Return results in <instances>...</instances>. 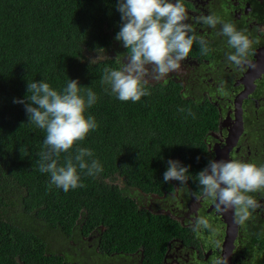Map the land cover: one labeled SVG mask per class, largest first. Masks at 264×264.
Here are the masks:
<instances>
[{"label": "trees", "instance_id": "1", "mask_svg": "<svg viewBox=\"0 0 264 264\" xmlns=\"http://www.w3.org/2000/svg\"><path fill=\"white\" fill-rule=\"evenodd\" d=\"M117 4L0 0V264H91L75 255L94 261L92 243L83 239L95 233L102 253L141 244L149 254L145 264H154L157 225L164 228L168 220L139 209L131 191L169 190L172 181L163 182L169 159L190 166L189 176L204 168L205 137L216 124L205 107L181 99L171 85H146L150 95L132 102L101 84L104 69L121 63L94 55L118 46L127 52L115 39L122 24ZM70 79L78 80L81 95L88 88L96 93L85 116L98 127L58 163L74 158L77 147L88 148L93 156L87 159L98 160L103 171L94 177L81 172L84 186L65 192L39 171L45 130L29 123L24 104L14 101L27 96L28 82L44 80L62 91Z\"/></svg>", "mask_w": 264, "mask_h": 264}, {"label": "flooded vegetation", "instance_id": "2", "mask_svg": "<svg viewBox=\"0 0 264 264\" xmlns=\"http://www.w3.org/2000/svg\"><path fill=\"white\" fill-rule=\"evenodd\" d=\"M181 2L189 13L188 23L197 36L208 41L209 50L201 53L194 42L179 71L147 85H171L181 99L205 107L207 116L216 117V124L204 141V167L210 159L264 164V0ZM209 14L233 23L250 37L253 46L248 59L252 66H235L227 60V54L234 49L221 34V24L212 28L195 22L197 17ZM117 48L121 53L114 52V57L122 66L127 52ZM190 174L186 184L172 181L170 189L161 194L131 191L139 209L168 220L164 228L161 223L157 225L160 238L154 246V264H212L218 255H226L228 264H264V191L251 193L259 207L244 225L237 227L234 210L219 212L214 201L203 195L197 174ZM201 216L209 219L215 234L209 230L193 231ZM98 236L99 233L92 234L88 240L95 238L97 243ZM89 247L96 264H145L149 256L141 244L132 251L110 253H102L93 243Z\"/></svg>", "mask_w": 264, "mask_h": 264}, {"label": "clouds", "instance_id": "3", "mask_svg": "<svg viewBox=\"0 0 264 264\" xmlns=\"http://www.w3.org/2000/svg\"><path fill=\"white\" fill-rule=\"evenodd\" d=\"M117 8L122 24L115 39L127 49V59L120 68L106 67L101 84L107 86L106 92L110 89V94L121 101L137 102L150 95L146 87L149 81H158L179 71L181 61L189 56L194 42L201 53L209 50L208 41L197 36L192 24L188 23L189 13L181 0H118ZM195 22L212 28L221 24V34L234 49L227 54V60L235 66H252L248 58L253 41L243 30H238L233 23L223 22L215 14L197 17ZM81 87L74 79H70L62 91L53 89L44 80L28 82L27 96L14 101L24 104L29 123L45 130L46 150L39 154V171L49 173L51 183L65 192L84 186L81 172L94 177L103 171L98 160L87 159L93 156L88 148L77 147L74 158L69 155L63 165L58 163L62 152H69L74 144L83 141L98 127L93 116H85L86 109L95 104L98 97L91 88L81 95ZM187 114L194 116L191 109ZM188 167L169 159L163 182L186 184ZM197 178L203 195L214 201L219 212L234 210L237 227L244 225L259 207L251 193L264 191V164L210 159ZM201 230L216 232L209 219L203 216L196 219L193 228L194 232ZM215 246L219 247V242ZM212 264H228V257L214 256Z\"/></svg>", "mask_w": 264, "mask_h": 264}, {"label": "rangeland", "instance_id": "4", "mask_svg": "<svg viewBox=\"0 0 264 264\" xmlns=\"http://www.w3.org/2000/svg\"><path fill=\"white\" fill-rule=\"evenodd\" d=\"M114 56V50H109L108 52H106V53H100V54H95L94 55V57L96 58V59H101V58H105V57H113ZM84 240H86L87 242H88V238H84L83 239V241ZM86 241H84V242H86ZM60 243V242H59ZM71 244H74V242L73 241H71L70 242ZM90 243H93L94 245L96 244V240H95V238L94 239H92L91 241H90ZM68 250L71 252V253H74V251L72 250V248H68ZM66 251V253H68L67 252V250H65ZM75 257H77L78 258V260H82V261H89L91 264H96L94 261H91V260H89L88 259V256L84 253H78V254H76L75 255ZM95 258L97 259V256H95Z\"/></svg>", "mask_w": 264, "mask_h": 264}]
</instances>
